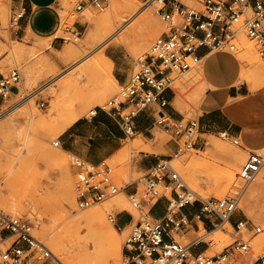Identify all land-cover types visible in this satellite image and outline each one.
Returning a JSON list of instances; mask_svg holds the SVG:
<instances>
[{
  "label": "rangeland",
  "instance_id": "obj_1",
  "mask_svg": "<svg viewBox=\"0 0 264 264\" xmlns=\"http://www.w3.org/2000/svg\"><path fill=\"white\" fill-rule=\"evenodd\" d=\"M79 1L66 0V4H63V0H54L51 10L58 17V32H61L63 38H58L54 46L48 48L47 41L37 39L35 36L15 37L8 22L11 0H0V73L5 76L9 71L17 68L21 74L18 90L7 98L0 97V111L3 112L0 119V197H8L13 188L16 191L13 200L8 199L0 203V211L6 215L22 216L28 219L33 225L35 237L50 248L64 264H70L69 254L79 255L84 252L88 253L89 260L83 264H98V259L106 247V239L103 237L106 231L100 228L96 231H82L80 236L87 240V245L72 251L64 230L71 232L72 229L69 230L66 223L74 216L94 208L102 209L104 221L114 230V237L119 248V254L111 258L109 264H118L122 258V246L126 235L132 225L146 213L144 211L140 214L131 206L128 198L130 193L127 189L128 184L137 181L143 174L134 165V159L140 152V147L134 141L137 137L124 140L121 148L104 161V165L110 168L112 178L118 183L119 191L103 202L86 209H79L75 201L76 169L73 165L75 157L65 152L62 147L53 146L52 143L60 138L74 118L90 116L91 110L104 105L118 91L119 84L111 80V71L107 67H103L98 73L95 71L86 73L89 62L98 54L105 52L116 59V67H113L112 73L118 70L129 77L137 70L136 59L145 57L149 53L150 43L165 30V25L155 11V3L152 4L151 0H136L138 6L135 11L130 14L119 12L122 22L116 23L115 31L113 30L112 35L105 42L98 45L97 40H91L89 45H86V36L91 31L92 25L84 21L85 14L88 13L90 17L95 18L119 6L121 0H107V8L103 11L97 10L89 3L81 10H76L75 7ZM184 3L192 6L194 0H184ZM146 6L153 19L152 37L148 38L145 47L137 48L138 38L134 32L141 27V9ZM242 35H244L243 30L238 34L237 49L234 51L239 59L244 52ZM128 37L130 38L128 42L119 40ZM74 38H79V41L75 42ZM246 40L252 43L253 53L246 66L249 81L245 82L249 90H252L253 84L264 81V71L260 74L256 73L259 64L264 67V53L261 54L260 48L254 41L247 37ZM65 44L84 45L80 59L72 65L63 63L57 57L58 50ZM11 47L19 48L16 56L10 54ZM198 68L199 65H195L182 75L171 74L172 90L179 98L178 109L184 114V121L196 119L199 113L197 104H193L191 99L196 86L193 78ZM29 73H31L30 81L26 77ZM70 77L74 82L71 86H67L65 82ZM34 95L36 96L32 99L31 107L28 100ZM200 137L203 139L200 149L188 150L174 157L171 163L188 187H195L196 190L190 189L203 198L232 197L245 187L240 198L238 215L263 228V233L253 239L252 251L245 258L249 261L248 264H253L256 256L264 252V186L259 189L254 187L260 179H264V166L255 180L244 186L238 173L247 157V152H243L230 140L221 138L219 134H203ZM172 140H176L175 137L156 127L154 139L146 143L165 144ZM178 143L182 145L183 140H179ZM218 147H222L223 150H217ZM227 148L235 149L238 152L237 157H226L224 150ZM261 153L264 157V150ZM227 168L236 172V177L228 185L224 182V173ZM135 187L136 185H132L129 188L132 190ZM35 188L39 191H34ZM137 188L140 192L143 185L138 183ZM117 195L122 196L121 199L126 205L125 209H118L111 204L112 199ZM159 207L156 206L153 212L158 213ZM129 214L134 219L126 227H120L119 224L114 227L108 218V215L115 216L117 219L119 215L129 216ZM123 221L124 218L119 220L120 223ZM219 232L223 234L221 233L217 239L213 238L212 234L205 235L204 239L211 243L206 255L218 253L233 240L232 228L225 226ZM202 233H204L203 230L199 229V232H196L195 228H190L188 232L175 236V239L181 243H188ZM64 236H66L65 239ZM224 236L227 240L223 238ZM54 237L62 239V246L59 248L52 240ZM11 241L12 239L6 241L0 239V249L5 250ZM22 264L43 263L41 260L30 257Z\"/></svg>",
  "mask_w": 264,
  "mask_h": 264
},
{
  "label": "built area",
  "instance_id": "obj_2",
  "mask_svg": "<svg viewBox=\"0 0 264 264\" xmlns=\"http://www.w3.org/2000/svg\"><path fill=\"white\" fill-rule=\"evenodd\" d=\"M151 2L156 4L155 11L165 30L153 40L149 53L136 59L137 70L119 85L116 95L97 108L116 118L128 137L134 135V121L139 113L152 103L166 105L163 94L172 89L171 74L182 75L200 64L201 58L197 54L200 48H205L208 54L234 53L238 34L243 30L245 36L258 45L261 54L264 53V0H194L192 6H187L184 0ZM87 3L99 11L107 8V0H80L75 9L81 10ZM25 14V5L11 7L9 27H18ZM20 81L21 74L17 68L5 76L0 73V97L7 98L17 91ZM2 114L0 111V118ZM157 124L178 141L183 140V144L179 145L173 157L157 160L137 181L128 184L127 187L136 185L128 194L131 206L140 214L146 213L126 235L118 264H248L245 258L252 251L253 239L263 233V228L238 215L239 202L244 186L254 181L264 166L261 151H247L238 173L244 188L235 196L203 198L188 187L171 163L174 157L196 149L201 135L198 120L184 121L163 115ZM218 134L241 146L239 139L227 131ZM52 144L60 147L58 140ZM73 165L76 169L75 201L79 209L101 203L119 191L118 183L104 162L90 165L75 157ZM138 183L143 185L140 192ZM157 204L162 205L160 217L151 215ZM108 218L113 224H119L115 216L108 215ZM130 219L132 223V215ZM199 222L205 231L223 229V223L229 222L233 240L218 253L206 255L210 242L198 236L188 243L175 239L190 228L198 232ZM0 239H12L5 250L0 249V264H22L30 257L41 260L43 264H64L35 237L33 225L25 217L10 216L0 211ZM201 247L203 249L200 250ZM253 264H264V252L256 256Z\"/></svg>",
  "mask_w": 264,
  "mask_h": 264
},
{
  "label": "crops",
  "instance_id": "obj_3",
  "mask_svg": "<svg viewBox=\"0 0 264 264\" xmlns=\"http://www.w3.org/2000/svg\"><path fill=\"white\" fill-rule=\"evenodd\" d=\"M54 0H11V7L19 5L26 6V14L20 21L18 27L11 29L15 37L22 38L26 35L35 36L37 39L51 40V47L58 38L54 37L59 31V20L51 10ZM201 58L198 72L201 74L205 89L197 104V120L200 125L201 135L218 134L227 131L232 137L240 141L243 152L248 150H264V84L255 90H249L246 82L240 81L241 62L235 53L214 52L207 53L205 48L197 51ZM105 57L111 64L112 78L120 85L128 77L116 70L114 56ZM14 93V92H13ZM166 105L161 106L159 102L150 104L135 118L134 135L131 136L140 147L138 156L134 159L136 168L144 172L148 167L154 165L157 160L173 157L179 148L178 140H172L165 144H149L152 149L145 150L147 141L154 139L156 127L162 129L157 120L161 116L172 119H183L184 114L178 109L179 98L173 90H166L163 94ZM131 137L126 136L120 129L117 119L108 113L96 109L87 117H79L72 121L62 132L58 139L60 147L80 158L90 165H99L106 159L111 158L122 146V142ZM138 140V141H137ZM139 142V143H138ZM143 143V144H140ZM203 139L199 137L196 149L202 147ZM141 145V146H140ZM130 193L132 190L127 188ZM158 213L151 212L152 216L160 217L162 205ZM129 216L119 215L117 220L124 218L120 227L130 225ZM203 249L202 247L200 250Z\"/></svg>",
  "mask_w": 264,
  "mask_h": 264
},
{
  "label": "bare ground",
  "instance_id": "obj_4",
  "mask_svg": "<svg viewBox=\"0 0 264 264\" xmlns=\"http://www.w3.org/2000/svg\"><path fill=\"white\" fill-rule=\"evenodd\" d=\"M152 3V2H151ZM63 4H66V0H63ZM153 4V3H152ZM138 6V2L136 0H121V4L119 6H116V8L114 7V9H112L111 11L108 12H104V14L97 16L95 18L90 17V15L88 13L85 14V18L84 21H88L90 25H92V29L91 31L87 34L86 36V41L85 44L89 45V42L92 40H97L98 41V45H100L101 43L105 42L111 35L112 33L115 31L114 27L116 25V23H121L122 22V17L119 14L120 11L122 12H126V13H131L133 11H135V8ZM140 6V5H139ZM68 8V6H67ZM119 8V9H118ZM85 12V11H84ZM141 27L139 30H136V32H134V35L137 36L138 38V46L137 48H143L147 45V41L148 38L152 35V27H153V19H152V15L150 13V11L148 10V6L144 7L141 9ZM95 15V14H94ZM90 30V29H89ZM114 30V31H113ZM61 32H57L54 37H58L61 36ZM132 35V34H131ZM139 35V36H138ZM154 36V35H153ZM152 37V36H151ZM242 44H243V56L240 58L241 60V73H240V80L241 81H249L248 77H247V72H246V66L247 63L250 61V57L252 56V46L249 42H247L246 40V36L245 34L242 35ZM53 37L48 38V39H40V40H45L47 41V47L51 48V40ZM85 38V37H84ZM156 38V37H155ZM69 39V38H68ZM129 37L128 38H120L119 40L122 42H128L129 41ZM136 39V38H135ZM248 39V38H247ZM73 41V40H72ZM74 41L77 42L79 41V38H74ZM120 43V42H119ZM135 44V43H134ZM151 44V43H150ZM77 45V44H76ZM84 45H73V44H65L63 45L57 52V57L59 60H61L63 63L65 64H69L72 65L74 64L77 60L80 59L81 55H82V49H83ZM97 46V44H96ZM150 46V45H149ZM10 47V46H9ZM104 47V46H103ZM102 49V48H101ZM149 49V48H148ZM21 50V49H20ZM57 51V50H56ZM90 51V50H89ZM88 51V53H89ZM141 52V51H140ZM19 53V48L18 47H11L10 48V54L12 56H16ZM84 53V52H83ZM91 60V58H90ZM47 63H49L48 60H46ZM89 61V60H88ZM41 62V61H40ZM259 63V62H258ZM249 64V63H248ZM103 67H107L109 69V71H111V64L110 61L105 57L104 54H98L94 59H92L89 62V66L87 68V70L85 71L86 73H90V72H100L102 70ZM251 71V69H250ZM264 71V67L259 64L256 70L257 74H260ZM111 75V74H110ZM28 78V81L31 80V73L27 74L26 76ZM86 77V76H85ZM111 80L113 82H116L113 78H111ZM95 81V80H94ZM193 81L196 82V86L193 89L192 92V102L193 104H198V102L200 101L203 93H204V89H205V84H204V80L201 76V74L197 71L196 76L193 78ZM73 80L71 79H67V81L65 82V84L67 86H71L73 84ZM96 82V81H95ZM93 83V82H92ZM264 84V81H262L261 83H256L252 85L251 89L255 90L258 87H260L261 85ZM92 85V84H91ZM106 85V84H105ZM66 88V87H65ZM72 90V89H71ZM107 90V89H106ZM105 90V91H106ZM110 90V88H109ZM63 91V90H62ZM109 93V92H108ZM36 95H34L33 97H31L28 102L29 105L32 107V99L35 97ZM63 96V95H62ZM78 96V94H77ZM94 97V96H93ZM58 99V98H57ZM81 99V98H80ZM79 99V101H80ZM86 100V99H85ZM60 101V99H59ZM56 102V101H55ZM81 102V101H80ZM94 105V103H93ZM88 106V105H87ZM86 111V110H85ZM95 109L91 110V113H94ZM81 113V112H80ZM79 115V113H77ZM77 115V116H78ZM82 115V113H81ZM3 116V114H2ZM79 117V116H78ZM81 117V116H80ZM2 118V117H1ZM0 118V119H1ZM76 119V118H74ZM73 119V121H74ZM138 141V140H137ZM139 143V142H138ZM137 144V143H136ZM143 144V143H140ZM138 145V144H137ZM141 146V145H140ZM150 145L148 144V146H143V148L145 150H149L151 147H149ZM229 147V146H228ZM152 149V148H151ZM150 149V150H151ZM217 150H220L223 148L222 147H218L216 148ZM154 150V148L152 149V151ZM224 153L226 154V157H237L238 152L235 149H225ZM58 159V158H57ZM193 163V162H192ZM70 177V176H69ZM236 177V172L230 168H227L225 170L224 173V182L226 185L230 184L234 178ZM71 182V181H70ZM264 186V179H260V181H258L254 187L255 189H259L262 188ZM9 187V185H8ZM12 188V187H11ZM64 188V186H63ZM74 188V187H73ZM192 190H196L195 187H190ZM66 189V188H65ZM69 189V188H68ZM6 190V189H5ZM32 190V189H31ZM34 191L36 190V192H38L39 190L37 188L33 189ZM32 190V191H33ZM9 191V190H8ZM68 191V190H67ZM18 192V191H17ZM1 193V192H0ZM16 195V191L15 188H13V190H11V192H9V196L6 198H2L0 197V203L2 204L3 202H6L8 199L13 200L14 196ZM70 197V196H69ZM122 196L121 195H117L114 196V198L112 199V203L114 204V206L118 209H125L126 205L124 203V201L121 199ZM223 198V197H221ZM110 204V205H111ZM67 205V204H66ZM10 206V205H9ZM16 207V206H15ZM76 208V207H75ZM9 209V208H8ZM14 209V208H13ZM102 210V209H101ZM99 209H91L85 213H81L78 214L76 216H74L72 219H70L67 223H66V227L70 230V228L72 229L71 232H67V229L64 230L65 235L68 237L67 242L69 243L70 249L72 251L75 250H79L81 248L86 247L87 245V240L83 237L80 236L82 231H96L97 228L100 229H104L106 231L105 235H103V237L106 239V247L104 249V251L102 252V254L100 255L99 259H98V264H109L110 259L114 258L116 255L119 254V248H118V243L114 237V230H112V228L108 227L104 221V215L102 213V211ZM18 211V209H17ZM20 212V211H19ZM113 226L115 227V224H113ZM223 229L225 226H228L230 228L231 225L229 222H224L223 223ZM64 227V226H63ZM65 227V228H66ZM64 228V229H65ZM199 228L200 230H203L204 233L199 234L198 237L200 239H204L205 235H213V238L215 237L216 239L219 238L218 236L222 233L219 232L220 228H215L209 231H205L202 222H199ZM68 230V231H69ZM102 231V230H101ZM116 231V230H115ZM103 232V231H102ZM101 232V233H102ZM199 232V231H198ZM207 233V234H206ZM225 233V232H224ZM223 234V233H222ZM63 235V234H62ZM64 236V239L65 237ZM102 236V234H101ZM102 237V238H103ZM225 240H227V237L224 236L223 237ZM54 244L56 247H60L62 246V239H60L59 237H54L52 238ZM102 240V239H101ZM206 241V240H205ZM90 242V241H88ZM96 244V243H95ZM105 244H103L104 246ZM95 249V248H94ZM52 251V250H51ZM53 252V251H52ZM69 252H71L69 250ZM54 253V252H53ZM55 254V253H54ZM88 253L84 252V254H79V255H72L69 254L68 258H69V262L70 264H83L84 262H87L89 260V257L87 255Z\"/></svg>",
  "mask_w": 264,
  "mask_h": 264
}]
</instances>
